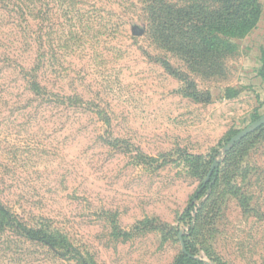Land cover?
Masks as SVG:
<instances>
[{
  "label": "rangeland",
  "instance_id": "374dc122",
  "mask_svg": "<svg viewBox=\"0 0 264 264\" xmlns=\"http://www.w3.org/2000/svg\"><path fill=\"white\" fill-rule=\"evenodd\" d=\"M258 1L200 74L143 0H0V264H176L179 235L202 264H264V126L224 154L264 115Z\"/></svg>",
  "mask_w": 264,
  "mask_h": 264
},
{
  "label": "trees",
  "instance_id": "16d2710c",
  "mask_svg": "<svg viewBox=\"0 0 264 264\" xmlns=\"http://www.w3.org/2000/svg\"><path fill=\"white\" fill-rule=\"evenodd\" d=\"M143 1L147 5L153 39L177 55L192 71L200 74H214L232 49L231 40L247 35L255 28L261 15L258 0H188L182 4H170L167 0ZM243 140L234 145L226 158ZM219 168L220 165L212 172L211 179L217 176ZM193 209L194 205L189 204L180 221L190 220ZM201 214L202 209H197V220ZM14 220L8 210L0 205V222L13 225ZM19 229L29 239L38 238V232L24 227ZM189 247L193 249L194 245H186L191 253ZM176 264L202 263L181 255Z\"/></svg>",
  "mask_w": 264,
  "mask_h": 264
},
{
  "label": "water",
  "instance_id": "95a60500",
  "mask_svg": "<svg viewBox=\"0 0 264 264\" xmlns=\"http://www.w3.org/2000/svg\"><path fill=\"white\" fill-rule=\"evenodd\" d=\"M264 125V115L261 116L259 119L255 120L254 122H252L248 127H246L245 129H243L242 131L238 132L237 134H235L227 143V145L224 147V154L227 153L236 143H238L239 141H241L243 138H245L246 136H248L249 134H251L252 132H254L255 130H257L258 128H260L261 126ZM220 161L216 160L213 162L212 167L210 172L208 173L205 182H208V180L211 177V174L213 171L217 170L218 166H219ZM180 243L182 245V253L188 257H191L185 247L184 244V240L182 235L178 236Z\"/></svg>",
  "mask_w": 264,
  "mask_h": 264
}]
</instances>
